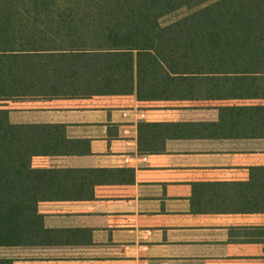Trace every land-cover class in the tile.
I'll list each match as a JSON object with an SVG mask.
<instances>
[{
    "label": "crops",
    "instance_id": "crops-1",
    "mask_svg": "<svg viewBox=\"0 0 264 264\" xmlns=\"http://www.w3.org/2000/svg\"><path fill=\"white\" fill-rule=\"evenodd\" d=\"M258 76L183 75L159 94L119 81L89 96L0 98V124L64 126L90 148L36 167L135 172L91 199L41 202L39 230L0 244V264H264V214L218 203L239 205L222 184L264 166Z\"/></svg>",
    "mask_w": 264,
    "mask_h": 264
},
{
    "label": "trees",
    "instance_id": "trees-1",
    "mask_svg": "<svg viewBox=\"0 0 264 264\" xmlns=\"http://www.w3.org/2000/svg\"><path fill=\"white\" fill-rule=\"evenodd\" d=\"M258 74L264 92V0H0V98L74 97L97 82L135 81L165 92L183 75ZM80 144V145H79ZM64 126L0 124V244L42 225L44 201L93 198L134 171L36 167L40 157L89 154ZM222 213L264 214V166ZM264 242V240H263Z\"/></svg>",
    "mask_w": 264,
    "mask_h": 264
},
{
    "label": "rangeland",
    "instance_id": "rangeland-1",
    "mask_svg": "<svg viewBox=\"0 0 264 264\" xmlns=\"http://www.w3.org/2000/svg\"><path fill=\"white\" fill-rule=\"evenodd\" d=\"M38 115H43V114H38ZM11 122H12V120H11V118H10V119H9V124H12Z\"/></svg>",
    "mask_w": 264,
    "mask_h": 264
}]
</instances>
